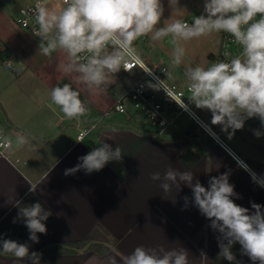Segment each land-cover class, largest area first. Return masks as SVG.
<instances>
[{"label": "crops", "instance_id": "crops-1", "mask_svg": "<svg viewBox=\"0 0 264 264\" xmlns=\"http://www.w3.org/2000/svg\"><path fill=\"white\" fill-rule=\"evenodd\" d=\"M35 1H0V47L14 53L10 58L1 59L0 121L8 133L26 132L39 140L36 152L22 149L7 152L6 157L0 156V236L28 243L30 252L42 253L41 264H108L110 255L128 254L138 245L183 247L189 252L190 264H230L218 258V234L211 229L210 221L191 202L184 207L183 197L188 196L191 201V189L181 185L179 192L165 196L159 182L152 181L150 174H163L169 167L192 171L193 182L198 179L207 187L211 177L229 172V182L241 197H233L234 202L250 212L254 211L252 203L264 208V188L188 118H182L180 129L174 133L176 136L170 133L161 136L155 134L154 127L141 114H123L112 109L115 98L140 77L121 91L117 88L120 71L105 93L91 96L81 91L89 107L88 115L78 120L66 118L50 99V90L62 80L72 83L56 67L64 59L63 54L50 64L39 54L40 38L32 36L15 21L19 9ZM53 3L60 6V0ZM163 3V19H167L171 12L167 0ZM180 5L187 10L184 15L198 16L203 12L199 0H180ZM213 38L219 40L220 34L212 35ZM148 43L145 38L136 42L145 61L166 64L163 58H158L161 53L153 62ZM162 52L171 57L166 51ZM216 52L210 50L208 57L211 59ZM17 68L19 70H15ZM175 75L176 79L171 82L185 86L182 69L175 70ZM192 105L264 179V136L257 138L253 134V130L261 127L259 119L253 118L255 123L246 120L243 129L229 138L220 125L211 123L209 111ZM90 127L89 133L78 139V133ZM103 142L113 148L118 145L122 149V160L109 162L102 170L91 174L83 170L73 175L64 174L79 162V157ZM30 184L38 185L36 192L29 191ZM17 200L21 205L40 202L52 212L45 221L47 233L37 234L39 243L28 239L29 232L22 220L13 223L18 216V208L14 206ZM98 228L105 231L108 240H92L84 246L69 244L84 240ZM100 242L107 247L104 253L92 248L94 243ZM58 247L67 251L43 252ZM240 249L239 243L232 248L237 261L252 264L247 256L241 255ZM0 264L20 262L11 256H0Z\"/></svg>", "mask_w": 264, "mask_h": 264}, {"label": "clouds", "instance_id": "clouds-1", "mask_svg": "<svg viewBox=\"0 0 264 264\" xmlns=\"http://www.w3.org/2000/svg\"><path fill=\"white\" fill-rule=\"evenodd\" d=\"M167 4L171 12L167 19H163V0H60L58 7L53 0H36L30 10L22 8L21 15L33 19L38 26L33 34L40 38L39 54L50 64L63 54L64 59L56 67L72 81L53 87L51 102L66 118L78 120L89 113L81 91L91 96L103 94L121 70L130 72L137 66L152 76L153 80L146 83L148 88L163 90L176 101L175 89L168 81H174L175 70L182 68L189 103L209 111L211 123L220 125L229 138L251 118L259 119L264 129V0H204L202 14L192 16L191 22L181 18L187 10L180 0H167ZM221 33L233 39L240 49L238 55L225 50L223 60L185 63L190 42ZM166 37L170 38L171 60L161 69L166 79H160L152 70L158 65L150 68L145 64L136 42L145 38L155 46ZM220 43L216 41L217 45ZM179 106L188 107L184 100ZM253 134L260 138L264 131L256 129ZM0 149L12 153L22 149L36 152L39 140L30 133L0 129ZM122 158L118 145L113 148L103 142L79 157V162L64 174L73 175L81 170L91 174ZM229 175L225 172L213 176L205 187L198 179L193 182L192 171L169 167L163 174L151 173L150 179L159 182L165 196L179 192L181 185L191 189V201L188 196L183 197L184 207L191 202L210 221L211 229L218 234V258L240 264L232 251L239 243L241 255L247 256L252 264H264V208L252 203L254 211L250 212L235 203L233 197H241L229 182ZM253 179L264 187V181L255 174ZM30 185L29 191L36 192L38 185ZM14 206L18 208V216L13 223L22 220L29 232L28 239L39 243L37 234L47 233L45 221L52 212L40 202L21 205L17 200ZM0 256H11L20 264H41L42 259V253L30 252L28 243L3 236H0ZM108 264H190V261L189 252L183 247L138 245L128 254L110 255Z\"/></svg>", "mask_w": 264, "mask_h": 264}, {"label": "built area", "instance_id": "built-area-1", "mask_svg": "<svg viewBox=\"0 0 264 264\" xmlns=\"http://www.w3.org/2000/svg\"><path fill=\"white\" fill-rule=\"evenodd\" d=\"M35 3L36 1L30 5L21 7L19 9L17 17L15 18L16 23L22 29L27 30L32 36H35L33 34V31L38 26L35 24L33 19L21 15V9L23 8L25 10H30L34 7ZM219 40L221 42L219 44V49L214 55L211 56V62H215L216 60H223V52L225 50L230 51L233 55L239 54L240 49L235 45L233 39L230 36L221 33ZM225 46H227V48ZM143 60L145 64L150 68H152L154 65H158L157 67L152 68L155 76H158L160 79H166L165 74L161 70L163 67L167 66L166 64H164L163 62L152 64L145 61L144 58ZM135 68L139 69L138 66ZM139 70L141 71L140 78L136 80L124 94L115 98L112 109L123 114L130 112L134 113L135 111L139 112L154 127L155 133L161 136H165L169 133H176L182 125V118L186 117L197 127L202 129L210 137H212L214 142H216L228 153H230L248 171V173L252 177L253 174H255V176L259 180L264 181V179L261 178L249 164H247L242 158H240V156L236 152L232 150V148L224 141V139L217 132H215V130L203 119V117L197 112L193 105L189 103V101L186 99V94L188 93L187 85L181 86L179 84L168 81L170 87L175 89L174 98L176 101H174L167 97L163 90L154 91L148 88L146 86V83L150 80H153V78L143 70ZM121 72L126 73L128 71L121 70ZM181 93H183V96L180 95ZM181 100H184V103L188 106L187 108H181L179 106ZM0 129L6 131L1 124V121ZM90 129L91 127L81 130L77 135L78 139L84 138L89 133ZM0 156L6 157L7 151L0 149Z\"/></svg>", "mask_w": 264, "mask_h": 264}, {"label": "rangeland", "instance_id": "rangeland-1", "mask_svg": "<svg viewBox=\"0 0 264 264\" xmlns=\"http://www.w3.org/2000/svg\"><path fill=\"white\" fill-rule=\"evenodd\" d=\"M203 2L204 0H199V4L201 6H203ZM195 11L198 12V9H195ZM192 15H184L183 19H187L188 21H190V19H192ZM169 39L168 37L164 38V40L158 42L155 46H153L152 44H150V42L148 43L149 48H151L150 50V58H153V62L157 61L158 58H163V60L165 61L166 64L170 63L171 57H168L165 55V53H163L162 51H166L167 53H169L170 55V51H171V45L169 44ZM218 39L217 38H213L212 39V35L208 36V37H203L198 41H192L187 45V52H186V56L184 58L185 63L186 64H197V63H211V59L208 57L209 56V52L210 50L212 51H217L218 50V45L216 44V41ZM1 50V47H0ZM159 53L160 56L157 58L156 55H158ZM4 53H1L0 51V72H2V66H1V59H3ZM13 66V65H12ZM182 69V68H181ZM11 70V69H10ZM176 70H180V69H176ZM120 77H118V85L117 88L121 91L125 90V88L132 83L133 81H135L137 78H139L141 76V71L137 68L131 70L130 72L127 73H123L121 72ZM5 77V76H4ZM190 94H186V99ZM188 100V99H187ZM132 113V112H130ZM135 113H139V112H134L132 114ZM137 115V114H135ZM140 115V113H139ZM257 119V118H256ZM251 120L254 122L253 118H251ZM249 120V121H251ZM146 122H148L147 120H145ZM257 129V128H256ZM258 129H260L261 131H264V129H262L261 127H258ZM157 134V133H155ZM159 135V134H157ZM167 136V135H166Z\"/></svg>", "mask_w": 264, "mask_h": 264}, {"label": "trees", "instance_id": "trees-1", "mask_svg": "<svg viewBox=\"0 0 264 264\" xmlns=\"http://www.w3.org/2000/svg\"><path fill=\"white\" fill-rule=\"evenodd\" d=\"M0 51H1V53H4V56H3L4 59H7V58H10L11 56H14V53H12V51L8 48L1 49ZM65 83H69V82L67 80H62L56 86H58V85L63 86V84H65ZM81 99L85 100V98L82 95H81ZM173 136H176V135L174 134ZM108 239L109 238L106 236L105 231L98 228V229H95V231H93L92 233H90L84 240H82L80 242H72L69 244L71 246H84L92 240L106 241ZM92 248L95 249L96 251H98L99 253H104L107 249L106 245H104L101 242L100 243H94L92 245ZM62 251H67V250L58 247V248H48V249H45L43 252L53 253V252H62Z\"/></svg>", "mask_w": 264, "mask_h": 264}, {"label": "water", "instance_id": "water-1", "mask_svg": "<svg viewBox=\"0 0 264 264\" xmlns=\"http://www.w3.org/2000/svg\"><path fill=\"white\" fill-rule=\"evenodd\" d=\"M15 70H19V68L15 69Z\"/></svg>", "mask_w": 264, "mask_h": 264}]
</instances>
